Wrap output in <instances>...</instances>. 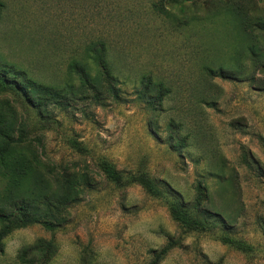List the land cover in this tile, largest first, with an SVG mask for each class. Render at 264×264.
<instances>
[{"label": "rangeland", "instance_id": "374dc122", "mask_svg": "<svg viewBox=\"0 0 264 264\" xmlns=\"http://www.w3.org/2000/svg\"><path fill=\"white\" fill-rule=\"evenodd\" d=\"M0 2V196H68L0 264H264V0Z\"/></svg>", "mask_w": 264, "mask_h": 264}, {"label": "trees", "instance_id": "16d2710c", "mask_svg": "<svg viewBox=\"0 0 264 264\" xmlns=\"http://www.w3.org/2000/svg\"><path fill=\"white\" fill-rule=\"evenodd\" d=\"M2 10L3 4L0 2V19L2 16ZM85 55V59L87 61L74 59L68 64L67 68L68 73L71 74V79L77 77L80 79V83L89 81V77L87 78V75L89 70L88 62H91L92 60L91 46L86 48ZM93 59L96 63L101 64L102 57L100 54H95ZM8 74L13 73L10 72ZM5 77L8 78L6 71H3V73L0 74V79L4 82ZM71 86L72 85H70V87ZM28 172V169L13 168L11 173L4 175L5 187L2 196H0V205L2 204L5 208L0 210V240L13 229L23 228L30 224H42L46 229L52 230L55 226V222L51 221V219L53 218V220H58L54 218L56 211L58 214L61 206L67 207V195H65L62 199L59 197L58 201L49 200L44 202L45 197L48 194L47 191L33 193V189L42 185L40 179L38 178L33 180L30 179V186H28L26 190L18 189L20 187L21 178L22 180L30 178V176H28ZM106 174L113 181L119 179L113 171H106ZM37 202L44 204V213L38 212L36 207V205H38ZM37 215H39V218ZM150 252L153 256V260L150 264H159L167 255L168 249L165 247L159 252ZM1 254L2 249H0V255Z\"/></svg>", "mask_w": 264, "mask_h": 264}]
</instances>
